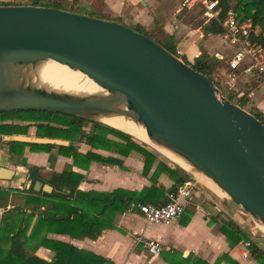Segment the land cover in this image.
<instances>
[{
    "label": "water",
    "instance_id": "water-1",
    "mask_svg": "<svg viewBox=\"0 0 264 264\" xmlns=\"http://www.w3.org/2000/svg\"><path fill=\"white\" fill-rule=\"evenodd\" d=\"M50 63L85 75L99 90L51 86L41 80ZM0 111L61 113L125 134L106 120L141 126L184 165L173 164L218 194L205 182L211 181L264 232V124L182 58L125 24L56 8L0 6ZM0 140L69 146L29 136ZM14 174L0 168L9 185ZM41 190L53 188L38 181L34 191Z\"/></svg>",
    "mask_w": 264,
    "mask_h": 264
},
{
    "label": "trees",
    "instance_id": "trees-1",
    "mask_svg": "<svg viewBox=\"0 0 264 264\" xmlns=\"http://www.w3.org/2000/svg\"><path fill=\"white\" fill-rule=\"evenodd\" d=\"M219 1L222 8L219 19L222 20L233 6L231 0ZM79 2V0H33L31 5L77 13L75 10L79 7ZM6 5L13 4L0 2V6ZM234 9L244 19H251L254 25L259 27L260 31L255 41L264 46V0H240ZM101 16L102 17H96L92 15L90 17L124 24L120 17L114 18L110 14H102ZM129 27L158 42L169 52L176 55L177 47L173 37L164 35L163 31H148L140 24ZM204 34L205 36L223 35V28L218 21L212 20L205 25ZM159 35L165 36V39H160V37H158ZM182 59L194 70L207 76L222 91L227 99L249 111L264 124L263 112L257 108L247 109V105L250 102L249 93L238 96L236 93L221 89L218 84L219 81L215 78L216 69L221 63L220 59L209 55L205 50H201V54L195 58L192 64L186 59ZM14 121L36 123L38 125L44 122L63 125L66 127L65 130L62 128H54L49 125L43 129L40 125L37 129V134L51 138L65 139L71 142L86 140V144L90 146L91 149L114 152L123 157H128L132 152H138L145 157L143 169V175L145 177L149 175L156 161L155 154L147 146H143V144L138 142L136 138L82 118L43 111H0V136L5 137L15 134H27L28 126L16 124ZM89 123H92L93 131L87 134L84 133L82 129ZM101 127L110 131L118 140H111L97 134V130ZM3 142L11 145V152L20 156H23L26 147H29L32 152H48L52 148H57L61 156L72 159L75 166L84 170H87L92 162L117 166L125 170L123 160L119 158L112 156L104 157L94 153L92 150L83 154L71 144L69 146H50L22 142ZM23 159L22 165L25 166L26 159ZM38 169L37 167L30 168L31 171H37ZM164 173L169 175L170 179L174 182V186L167 190L168 192L175 191L179 186L190 181L192 178L190 174L182 169H171L165 163L161 162L151 176L153 185L144 188L141 192L124 189H116L113 192H83L78 190V186L86 178L74 171L54 173L53 180L49 182V185L54 188L52 193L43 191L35 192L33 189H30L26 194L21 193L20 190H11L8 192L0 186V209H5L9 206L11 197L24 199L23 205L18 204L14 208L4 211L0 217V264H68L67 260H77V263L84 264L87 262L84 256H93L98 261L95 264H104L103 259L85 251L78 250L72 245L48 240L46 234L42 236L41 230L45 227L46 232L53 231L56 233L70 234L73 237H89L91 239H96L101 235L104 229L114 227L112 218L117 213L130 211L133 203L151 202L157 206L164 204L167 200V191L162 186H156L158 178ZM31 177L34 182L38 180V177L33 175H31ZM64 189H70L72 192H67ZM13 194L14 196H12ZM30 206H34L33 210L38 211L37 215L34 211L30 214L25 211V208L27 209ZM43 207L46 209L42 210ZM35 217H37L36 220ZM210 223L211 225H216L219 233L226 237L230 248H234L238 245L246 246V244L249 243V245L246 246L249 256L257 264H264V250L255 244L250 235L237 223L229 219L220 218V216L212 218ZM40 247L53 250L56 253L55 260L49 263L36 256ZM163 255L169 264H209L192 254L184 258L182 254L175 252L173 259L167 257L165 254ZM223 261H227L230 264H237L231 260L228 255L219 258L215 264H220Z\"/></svg>",
    "mask_w": 264,
    "mask_h": 264
},
{
    "label": "crops",
    "instance_id": "crops-1",
    "mask_svg": "<svg viewBox=\"0 0 264 264\" xmlns=\"http://www.w3.org/2000/svg\"><path fill=\"white\" fill-rule=\"evenodd\" d=\"M79 1V7L84 2L89 3L92 9L96 10L95 12L98 11L99 7L101 8L100 13L110 14L114 18L120 17L127 26L132 25L131 27H133L140 24L148 31H163L164 35L173 37L177 50L182 53V58L186 59L190 64L201 54V50H205L209 55L217 57L221 62H224L225 66L227 60L233 54V49L230 46V56H226L217 50L210 51L204 47L203 40L211 36H205L204 23H201L199 28H191L184 23H182L183 27L179 28L177 22L171 23L175 15L182 22L180 15L186 12H179L177 8L173 12L174 14L169 16L167 11L172 4V0H101L98 3H95L94 0ZM173 1L178 2V0ZM0 2L4 1L0 0ZM127 21H131V25ZM158 37L165 39L163 35ZM246 84L250 85L251 83L247 80ZM243 94L242 92L239 93L240 96ZM253 96V92L249 93V97ZM256 106L264 111V107ZM80 147L79 152L83 154L92 150L94 153L104 157L112 156L123 160L125 170L100 162H92L89 168L84 170L75 166L70 158L56 156V158L50 159L49 154H35L29 152V150H26L24 157H17V161L21 165L22 159L25 158L27 167L50 166L58 173L77 172L86 178L78 186V190L83 192H113L116 189L141 192L144 188L153 185L151 176L159 163H165L171 169H176V167L156 157L149 175L145 177L143 175L145 157L138 152H132L128 157H123L114 152L91 149L90 146L86 145ZM18 170L25 171L26 167L22 166ZM190 181L195 184V187L193 188L189 205L185 213L170 225L148 223L139 211L131 209L128 212L117 213L112 218L114 227L104 229L96 239L73 237L70 234L53 231L46 232L45 227L41 230V234L42 236L46 234L48 240L66 243L78 250L99 257L104 260V264H169L163 254L173 259L175 252L182 254L184 258L192 254L209 264H215L224 255H228L237 264H257L249 256L245 245L230 248L226 237L219 233L216 225H211L210 222L216 216L226 219L224 213H227L232 215L230 217L232 221L237 223L243 230L250 232L249 226L241 221L238 214L227 206L226 202L216 192L206 185H196L197 183L193 181V178ZM3 184L6 186V183ZM27 184L29 185L30 181ZM156 186H162L167 191L174 186V182L169 175L164 173L158 178ZM171 192L174 191H167V194ZM13 198L14 200H11ZM16 198L19 197H11L9 206L2 213L17 206L16 202H12ZM19 199L24 201L23 198ZM33 209L34 206H30L27 209L25 208V211L30 214L34 211ZM45 209L44 207L42 208V210ZM34 212H36V215L38 214L37 210ZM149 241L161 242L163 251L159 255H152L146 245V242ZM252 241L264 250L262 243L254 238ZM36 256L51 263L55 260L56 253L46 247H40ZM84 259L87 261L84 264H95L98 262L93 256H84ZM174 260L177 261L176 259ZM67 261L68 264L77 263V260ZM220 264L230 263L223 261Z\"/></svg>",
    "mask_w": 264,
    "mask_h": 264
},
{
    "label": "built area",
    "instance_id": "built-area-1",
    "mask_svg": "<svg viewBox=\"0 0 264 264\" xmlns=\"http://www.w3.org/2000/svg\"><path fill=\"white\" fill-rule=\"evenodd\" d=\"M194 9L202 12L204 25L212 20L220 23L223 37L233 49L232 56L226 62L224 75L228 84L234 88L241 78H247L250 83L256 81L260 86H264V46L255 41L259 27L255 26L251 19H244L235 9H230L220 20L222 8L219 0H178L179 12ZM176 55L182 58L179 50ZM194 187L195 184L188 181L176 191L167 194V200L162 205L133 203L131 209L139 211L148 223L170 225L185 213ZM146 245L152 255H159L163 251V245L159 241H149Z\"/></svg>",
    "mask_w": 264,
    "mask_h": 264
},
{
    "label": "rangeland",
    "instance_id": "rangeland-1",
    "mask_svg": "<svg viewBox=\"0 0 264 264\" xmlns=\"http://www.w3.org/2000/svg\"><path fill=\"white\" fill-rule=\"evenodd\" d=\"M5 3H11V4H19V5H31L33 3V0H2ZM240 0H231V4L233 6L232 9H234L235 6H237V4L239 3ZM95 3L101 2V0H94ZM178 8V2L173 1L172 0V4L170 5L169 10L167 11L169 16H172V14H174L173 12L175 10H177ZM77 14H81V15H85V16H96V17H102L100 11L101 8L98 7V11L95 12L96 10H93L92 7L90 6L89 3H82L80 5V7H77L76 10ZM104 14V13H103ZM106 15V14H105ZM180 19L182 20V22L179 20V18L177 17V15L174 16V18L171 20V23H173L174 21L177 22L179 28L183 27L184 23L186 26L191 27V28H199V26H201L202 22V12L199 9H194L191 11H186L184 12L182 15H180ZM129 25H131V21H127ZM132 26V25H131ZM203 45L205 48L209 49L210 51H220L223 54H225L226 56H230L229 52H230V48L226 42V40L224 39V37L222 35H211L209 37H207L206 39L203 40ZM226 73V66L224 64V62H221L219 64V66L217 67V73L215 75V78L218 82V84L220 85L221 89L227 91V92H233L239 95L240 92L242 93H254L253 97L249 98V104L247 105V109H252V108H257L259 109L261 112L264 113L263 110H261L260 108H258L256 105H259L260 107H264V86H260L258 82L254 81L252 82L250 85L246 84L247 78H241L238 85L236 87H231L226 78L224 77ZM256 104V105H255ZM92 123L87 124L86 130L87 132L90 133L89 127H91ZM98 134L107 137L108 139L111 140H118L116 139V137L114 135H112L110 133V131H108L107 129L101 127L100 129H98L97 131ZM88 134V133H87ZM129 134V133H128ZM131 135V134H130ZM133 136V135H132ZM134 137V136H133ZM137 139L138 142H140L141 144H143V146H147L154 154L156 157L161 158L162 160L166 161L168 164H171L172 166L178 168L175 164H173L172 162H170L168 159H166L162 154H160L158 151H156L154 148H152L151 146L147 145L146 143H144L141 139L135 137ZM82 145L81 146H88L86 144V140H82ZM78 148H81L80 146ZM52 158H56V156L51 155L50 159ZM0 166H7L11 169H16L18 170L19 168H21L22 166L19 164V162L16 161L13 162V160L11 159L10 154H7V148L4 146L0 147ZM193 181L196 182V185H202L204 186V184L198 180L196 177L192 176ZM19 179H21V176L18 177ZM3 182L0 183V186L3 187ZM5 186V185H4ZM218 195L223 199V201H225L226 205L229 206L230 208H232L234 210L235 213L238 214V216L241 218V221L244 222L245 224H247L250 228V232L246 231L250 237L256 240H258L260 243H262L264 245V232L254 223V221L245 213L243 212L239 207H237L236 205H234L231 201L224 199V197L218 193ZM11 200H14L11 199ZM12 202H16V204H23V200L16 198L15 201ZM10 204V201H9ZM1 211H3L4 209H0ZM226 219L232 220L230 217L232 216L231 214H227L224 213ZM0 226H1V222H0Z\"/></svg>",
    "mask_w": 264,
    "mask_h": 264
},
{
    "label": "bare ground",
    "instance_id": "bare-ground-1",
    "mask_svg": "<svg viewBox=\"0 0 264 264\" xmlns=\"http://www.w3.org/2000/svg\"><path fill=\"white\" fill-rule=\"evenodd\" d=\"M41 80L53 87L74 92H96L99 90V88L85 75L52 63L46 65L41 70ZM106 123L154 146L162 155L170 160V162H177L184 165L183 162H181V160L176 156L150 141L147 137L145 129L141 126L125 121L122 118L106 120ZM205 182H207V184L215 191L221 193V191L211 181L205 180Z\"/></svg>",
    "mask_w": 264,
    "mask_h": 264
},
{
    "label": "flooded vegetation",
    "instance_id": "flooded-vegetation-1",
    "mask_svg": "<svg viewBox=\"0 0 264 264\" xmlns=\"http://www.w3.org/2000/svg\"><path fill=\"white\" fill-rule=\"evenodd\" d=\"M14 123L19 124V125H22V126L23 125L28 126L27 132H26L27 134H23V135H21V134H15V135H11V136H29V137H36V138H46V139H54V140L68 141L69 142V145L71 144L73 146V144H77V147H75V148H77L78 151H79V148L78 147L82 145V142L81 141L80 142H71V141L65 140V139L51 138V137H46V136H40V135L37 134L38 133L37 129L39 128L40 125L43 127V129H45L47 127V125H49V126L54 127V128H62L63 130H65L66 127L63 126V125H59V124L51 123V122H44L43 124L41 123L40 125H38L36 123L21 122V121H14ZM82 130L84 131V133H89V132H87L85 126L83 127ZM89 130H90V132L93 131V126L92 125H91V127H89ZM3 141L1 140L0 147L1 146H4V147L7 148V154H10L11 159L13 160V162L16 161L17 157H24L26 150H29V152L35 153V154L42 153V154H49V156H51V155L61 156L58 153V149L57 148H52L48 152H32L29 147H26L24 149L23 156H20V155L15 154L14 152H11V150H10V146L11 145H8L7 143H5ZM54 146H61V145H54ZM23 160L24 159H22V161H21V166H23L22 165ZM1 167H5V166H0V168ZM23 167H26V170L25 171H19V170H16V169L15 170L12 169V170L15 171V174H14V177L15 178L12 180V182L10 183V185H9L8 182L0 180V183H2V182L3 183H6V186L3 185L2 188H4L8 192H10L11 190H20L21 193L26 194L30 189H33L34 190V185L38 181H41L43 183V185H49V182H51L53 180V174L54 173H58V172H56V170L52 169L50 166H47V167L46 166H40V167L39 166L38 167L37 166H32V167L31 166H28L27 167V162H26V165L23 166ZM34 167H37L39 169L37 171H31L30 168H34ZM6 168H9V167L6 166ZM9 169H11V168H9ZM31 175H33L35 177H38V180L34 182V180L31 177ZM19 176H21V179L18 178ZM23 178H24V181H23ZM29 181H30V184L28 185L27 183ZM53 191H54V188H53L52 192ZM65 191L72 192L70 189L65 190ZM12 196H14V194Z\"/></svg>",
    "mask_w": 264,
    "mask_h": 264
}]
</instances>
